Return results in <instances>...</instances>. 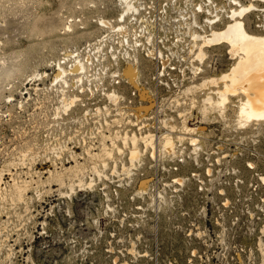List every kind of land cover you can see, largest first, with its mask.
Masks as SVG:
<instances>
[{"label": "rangeland", "instance_id": "374dc122", "mask_svg": "<svg viewBox=\"0 0 264 264\" xmlns=\"http://www.w3.org/2000/svg\"><path fill=\"white\" fill-rule=\"evenodd\" d=\"M119 3L0 0V264H264L259 245L264 242V131L237 127L233 107L227 119L217 111L204 117L206 91L193 88L229 69L233 60L226 47L208 49L201 63L189 51L192 41L182 43L170 89L156 90L153 60L140 56L133 65L138 84L155 103L141 120L135 109L150 103L125 76L127 82L116 85L106 74L95 86L78 75H68L69 87L53 79L64 54L77 56L116 27ZM246 22L255 28L264 13H253ZM71 64L62 66L68 72ZM195 67L202 69L197 76ZM64 90L67 97H78L67 112L57 110ZM113 91L117 102L108 97ZM184 122L198 130L184 134ZM125 133L155 135V153L140 144L141 160L124 173L122 164L131 165L129 150L118 142L124 149L113 150L118 173L111 160L107 167L99 165L104 175L98 177L88 153L100 152L103 141L110 146L105 136ZM164 134L173 137L171 151L159 143ZM192 136L199 139L197 147ZM79 165L85 167V186L75 185L72 192L65 170ZM61 172L66 186L52 180ZM13 180L32 185L23 199L14 196ZM143 180L149 181L145 192L139 190Z\"/></svg>", "mask_w": 264, "mask_h": 264}, {"label": "bare ground", "instance_id": "6f19581e", "mask_svg": "<svg viewBox=\"0 0 264 264\" xmlns=\"http://www.w3.org/2000/svg\"><path fill=\"white\" fill-rule=\"evenodd\" d=\"M232 1L234 2L235 5H238V7L231 10V13L229 14V17H228L229 19L228 22L227 23L224 22L226 25L223 27L221 26L211 27L209 31H205L204 33H199V32L194 31L191 34L193 43L191 42L192 46L189 49V51L190 53L194 54L193 55L194 60L199 59V61H201L202 63V61L207 58L208 49L224 46L229 50L228 54H230L231 56L230 59L233 60V63L231 64V66L229 67L227 71L221 73L219 76L205 77L202 79L200 83L194 85L193 88L199 91H206L203 98L201 99L202 107L200 108L201 114L204 117H207L210 115V113H214L215 111H217L219 113L220 118L222 117L223 119H227V116H228L227 110L229 107H233L234 109L232 108L233 110L232 109L231 110L234 113L235 120L237 122L236 124L237 127L246 129L247 132L251 133L256 128L255 126H258L259 129L256 128L258 129V131L255 133H260L262 130L264 131V22L257 24L255 28H251L247 24L246 20L253 13H264V0H248V2L244 4L238 0H232ZM124 2H125L126 7H130L132 1L124 0ZM200 9H202V7ZM98 22H100V20ZM108 23H109L108 21L103 20V23H101V25L104 24L106 26H109V24L111 23L109 24ZM212 23H215V22H212ZM71 26L73 25H69L67 29L68 28L70 29ZM72 31H74V29ZM69 57L74 58L76 60L75 62L77 63L76 66L74 68L72 66L71 68L73 69L67 72L64 66L59 65V68L54 73L55 77L53 76L54 77L53 79H55L58 83L61 82L67 85L68 87L70 85L68 75H71V76L78 75L79 77V74L84 69V66L82 65L81 61L78 60V58H80L78 55L73 56V53H71ZM193 71H194V74L197 76L202 71V69L200 67H195L193 68ZM123 73H124V76L128 79L129 84L135 90H137L139 98L142 101L150 103V105L138 106L135 109L133 113L134 116H136L137 120H141L144 117L143 113L145 112L144 114H146V112H148L154 106L153 99L149 95V92L147 91V89L140 88L138 84L139 82L138 74L139 73L135 66L129 64L128 66L124 68ZM38 75H41V77H43L44 75L46 76V74H43V73L41 74L38 73L37 76ZM79 85H82V84H79ZM65 91L66 90L63 91V96L60 100L61 105L57 107V110H62L64 112H67L69 111V109H71L72 106H74V103H76L75 101H77L78 97L76 96L72 97L73 95L71 97L70 96L67 97ZM113 92L114 93L111 92L110 94H108V97L111 101L113 100L114 102H117V99L119 98V96L115 93V91ZM176 103H178V105L181 104L178 100H176ZM191 103H192V107L195 108L197 100L192 99ZM55 110H56V107H55ZM57 112L60 113L59 111ZM185 115H186L185 112H182V111L179 112L178 114V116L182 118L185 117ZM55 116H56V113H55ZM170 129L171 131H175L176 126L172 124L170 126ZM199 129L202 130L204 128L200 127ZM197 130L198 129L189 127L188 125H186V123L180 129V131L183 132L184 134H191V133L194 134ZM114 136H115L114 138L105 136V138L108 137V140H110L111 142L110 146L107 145L105 141H103L102 142L103 144H101L102 148L100 152L98 151L95 153H91V152L88 153L90 155L91 160H93L91 170L98 177H102L104 175L103 170L99 168V165H102L103 167H107L109 165V161L111 160L114 161V165H113L114 167H112L114 168L113 172L118 173L117 172L118 165H117V161L114 160L113 150L116 149L119 153H124V149L119 146L118 142H121L124 145V147L129 150L128 159L131 165L127 166L124 163L122 164L123 172L128 173V174L131 173V169L134 166H136L135 163L142 156L141 155L142 148L140 149V144H143L145 148H148V146H151L153 150V154L155 153V150L157 149V146L155 145V142H157V138L153 134H146V135L144 134V135L139 136L137 134L125 133L122 135L118 134ZM178 139L182 141L185 138L183 137V135H179ZM189 139L191 141V144L197 147L199 143V139L193 136L189 137ZM159 143L162 145V147L165 150H168V151L173 150L174 141H173V137H171L169 134L162 135V137L159 140ZM22 151H20L19 153H21ZM25 152L21 155L23 158L27 157ZM30 152L31 151H29L28 153ZM21 156L20 158H22ZM19 161H21V159ZM30 161H32V159ZM16 163L19 164L18 161ZM14 164L15 163H13V165ZM84 169L85 167L83 166L80 167V165L79 167L72 166V167L66 168L65 171H67L66 175L68 176L67 178L69 180L68 181L69 187L72 192H74L75 190V185H78L80 187V190H82L83 189L82 187L85 186L84 178H83L84 172H85ZM52 172L50 173V176L53 175ZM58 173H57V176H55L56 174L53 176L52 180H54V178L56 177L57 178L56 181L60 183L58 185L63 186L66 184V179L64 178L65 174L61 172L63 175L61 173H60L61 175H58ZM3 175H4L3 171H0V184L3 181ZM48 180L49 181L51 180L50 177L48 178ZM179 181H182V180L179 179ZM263 181H264V177H263ZM37 182L39 183L41 181H37ZM148 182H149L148 180L141 181L139 190L143 192L147 191L146 189L148 187ZM18 183L16 181L13 183L14 196L21 198L26 193V191L29 189V187H31L32 185L29 184L28 181H24L23 184L21 183L18 184ZM42 183L44 184L45 182H42ZM48 183H51V181ZM92 185H93V181L89 183V187H91ZM1 186L2 185H0V187ZM4 195L2 197H6ZM0 197H1V194H0ZM259 245H260V249H261L263 260H264V242H260ZM123 264H126V263H123Z\"/></svg>", "mask_w": 264, "mask_h": 264}, {"label": "built area", "instance_id": "2783aa9c", "mask_svg": "<svg viewBox=\"0 0 264 264\" xmlns=\"http://www.w3.org/2000/svg\"><path fill=\"white\" fill-rule=\"evenodd\" d=\"M120 1L122 13L116 27L75 52L84 66L79 79L86 80L88 86H95L94 81L106 74L116 85L127 82L122 67L136 65L139 57L145 56L154 63L156 90L170 89L176 78L180 45L188 39L193 43L194 31L204 33L222 25L231 10L238 7L228 0H131L130 7ZM67 54L57 62V67L58 63L76 66V60L72 61Z\"/></svg>", "mask_w": 264, "mask_h": 264}]
</instances>
